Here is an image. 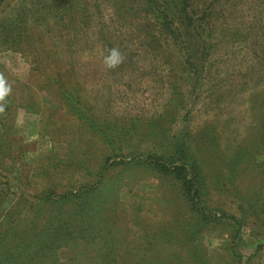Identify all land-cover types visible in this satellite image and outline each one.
I'll return each mask as SVG.
<instances>
[{"label": "rangeland", "instance_id": "rangeland-1", "mask_svg": "<svg viewBox=\"0 0 264 264\" xmlns=\"http://www.w3.org/2000/svg\"><path fill=\"white\" fill-rule=\"evenodd\" d=\"M186 5L208 53L180 9L183 37L142 0H0V264H264V0ZM178 139L239 233L126 164Z\"/></svg>", "mask_w": 264, "mask_h": 264}, {"label": "trees", "instance_id": "trees-1", "mask_svg": "<svg viewBox=\"0 0 264 264\" xmlns=\"http://www.w3.org/2000/svg\"><path fill=\"white\" fill-rule=\"evenodd\" d=\"M144 5V10L147 14V17L150 18L151 22L156 28L163 29L164 31H171L172 27L175 29L172 34H180V37H183V28L179 26L174 21L173 14L175 9H180V18L182 17L185 21L184 23H191L196 27L192 32V36L188 37L184 41L183 45L189 48L192 47L193 42H196V39L202 43L203 51L208 53V51L215 46L210 40L208 33V20L207 13L202 10V12L191 13L188 12V5L190 0H142ZM214 2V0H212ZM182 5H186L181 9ZM207 10V9H206ZM179 11V10H178ZM184 14V16H182ZM183 25V24H182ZM189 36L188 33L186 32ZM175 37V36H174ZM210 48V49H209ZM213 52V51H212ZM206 55V54H205ZM210 55V52L208 56ZM69 94V91H65ZM110 140V139H109ZM113 141L111 138L110 143ZM158 148L154 151L146 153L145 158H142L137 155H132L130 162L126 163L127 165H138V166H147L152 168L153 171L157 172L160 175L167 176L177 183L180 190L182 191L183 197L186 202L189 204V207L192 213L195 216L196 224L195 227H203V225L208 224H221L225 222H233L232 225L235 227L239 226L237 232H240L242 224L234 216L228 215L226 212H220V216L214 215L211 210L206 206L203 197L205 196V176L203 175V168L200 159L196 157L195 154L190 152L185 143H181L178 139L173 143L172 147H168L167 152H162L163 146L162 143L158 141ZM237 162V161H236ZM235 162V163H236ZM242 160H239L236 165H239ZM237 168V166H236ZM264 208V204L262 205ZM264 211V209H263ZM237 233V234H238Z\"/></svg>", "mask_w": 264, "mask_h": 264}, {"label": "clouds", "instance_id": "clouds-1", "mask_svg": "<svg viewBox=\"0 0 264 264\" xmlns=\"http://www.w3.org/2000/svg\"><path fill=\"white\" fill-rule=\"evenodd\" d=\"M113 57H117L118 53H116L115 51H113L112 53ZM118 62L112 59L108 60V65L109 67L114 66V64ZM11 92V86L7 83L6 80H4L3 78H0V111H3V103L6 99V97L9 96Z\"/></svg>", "mask_w": 264, "mask_h": 264}]
</instances>
